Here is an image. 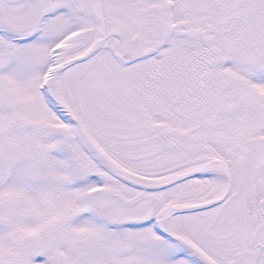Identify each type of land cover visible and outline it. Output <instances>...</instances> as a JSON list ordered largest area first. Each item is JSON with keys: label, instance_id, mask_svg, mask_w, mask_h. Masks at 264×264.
<instances>
[{"label": "snow or ice", "instance_id": "6c2138e0", "mask_svg": "<svg viewBox=\"0 0 264 264\" xmlns=\"http://www.w3.org/2000/svg\"><path fill=\"white\" fill-rule=\"evenodd\" d=\"M0 264H264V0H0Z\"/></svg>", "mask_w": 264, "mask_h": 264}]
</instances>
